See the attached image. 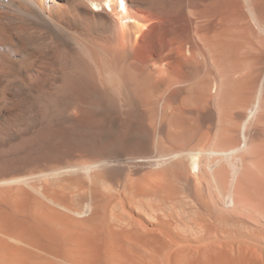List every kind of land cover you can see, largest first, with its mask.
Instances as JSON below:
<instances>
[{"label": "bare ground", "instance_id": "6f19581e", "mask_svg": "<svg viewBox=\"0 0 264 264\" xmlns=\"http://www.w3.org/2000/svg\"><path fill=\"white\" fill-rule=\"evenodd\" d=\"M0 264H264V0H0Z\"/></svg>", "mask_w": 264, "mask_h": 264}]
</instances>
